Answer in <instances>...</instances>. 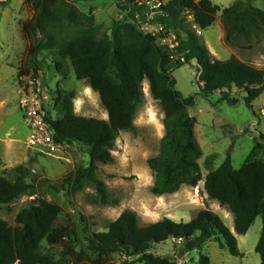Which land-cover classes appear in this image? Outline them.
Listing matches in <instances>:
<instances>
[{"label": "trees", "instance_id": "trees-1", "mask_svg": "<svg viewBox=\"0 0 264 264\" xmlns=\"http://www.w3.org/2000/svg\"><path fill=\"white\" fill-rule=\"evenodd\" d=\"M91 1L96 0H24L25 5L35 10L32 29L39 34L48 27L52 31L44 34L45 41L36 43L32 50L38 53L55 48L61 60L69 61L75 79L84 80L98 94L107 113V120L77 116L73 107L75 95L53 92V104L46 110L45 120L55 141L80 144L86 147L89 157V164L77 168L68 184L75 192L83 182H90L100 202L108 204L106 186L95 176L97 164L113 163L118 134L134 129L137 110L144 102L142 84L147 81L149 93L163 113L165 130L158 155L147 160L148 168L154 173L150 192L162 197L176 193L182 186L196 188L202 180L199 166L202 151L194 131L196 120L190 114L196 95L183 97L175 89L172 70L195 61L198 96L208 99L221 93L219 101L234 107L239 100L230 93L235 89L244 94L242 100L252 111V104L264 94V69L233 57L215 59L197 34L185 29L182 15L187 13L196 28L206 30L220 12L228 41L234 35L264 33V11L252 7L249 1L221 9L210 0H169L160 7L159 21L177 35L176 59L168 48L139 30V16L144 12L141 7L130 6L132 0H116V7L126 15L123 21L112 24L110 37L100 36L101 26H90L79 30L70 40L57 42L63 23L70 26L75 21L76 3ZM179 32L183 38L178 36ZM61 69L62 65L56 64V70ZM22 76L19 70L18 78ZM52 107L60 115L55 120L50 114ZM213 159L208 157L206 164L211 166ZM28 176V170L21 165L12 170V178L0 175V206L35 194L34 185L26 182ZM204 190L209 199L232 215L234 234L209 210H199L186 223L163 219L148 225H140L136 213L125 210L108 225L106 232L88 238V249L101 258L119 255L118 264H175L152 253L153 246L169 239L180 240L182 251L188 253L213 240L232 257H241L235 235H245L260 217L262 228L254 251L260 264H264V134L257 136L239 169H233L227 156L219 167L208 170ZM59 213L57 205L38 199L16 215L15 228L0 219V264H55L42 255L41 245L46 242L54 246L64 239V231L55 226ZM200 264H208V259L201 256Z\"/></svg>", "mask_w": 264, "mask_h": 264}, {"label": "rangeland", "instance_id": "rangeland-1", "mask_svg": "<svg viewBox=\"0 0 264 264\" xmlns=\"http://www.w3.org/2000/svg\"><path fill=\"white\" fill-rule=\"evenodd\" d=\"M133 8L141 7L144 13L139 21H148L151 25L161 23L162 13L150 9V4L169 0H132ZM199 1V0H198ZM221 9L236 2L250 4L264 11V0H210ZM122 2V1H121ZM65 10V8H62ZM76 18L72 25L63 23V31L57 42L72 39L79 30L90 26H101L100 36L110 37V28L114 22L124 20L126 13L116 7V0H96L76 3ZM35 10L24 4V0H0V175L12 178V170L24 166L29 176L27 183L34 185L35 194L22 196L8 205L0 206V219L15 228L16 215L28 208L38 199L46 200L59 207L60 213L55 226L65 233L64 239L57 245H41V253L55 264H118L119 255L101 258L88 249V238L96 233L107 231L123 211L131 210L139 218L140 225H148L170 219L174 222H189L199 210H209L218 215L224 225L234 234L233 217L227 209L204 194V179L208 170L219 167L230 156L233 169L241 167L254 141L264 134V94L249 110L242 98L243 93L233 89L232 97L238 98L234 107L219 101L221 93L208 99L198 96V68L195 61L171 72L175 80V89L183 97L196 95L195 106L190 114L195 118V136L202 151L199 160L202 180L196 188L182 186L176 193L155 197L150 189L154 183V173L148 168L147 160L159 153L160 142L165 134L163 113L160 105L149 93L148 82L142 84L144 102L138 108L134 129L120 132L115 140L114 161L111 164H97L95 176L102 181L108 192V204L103 205L90 182H83L80 190L73 191L68 184L72 173L79 167L89 164L86 147L73 143L55 155H47L26 146L29 134L23 114L18 105V91L23 75L40 74L53 91L73 93L74 113L85 118L107 120L99 96L87 83L77 81L68 60H61L55 48L35 53L33 46L45 41L44 34H50L51 28L39 34L32 29ZM186 30L196 33L210 54L217 60L231 57L258 69H264V33L247 37L234 35L226 40V27L221 13L206 30H199L187 13L182 15ZM89 18L92 19L91 25ZM139 26V24H138ZM178 43L177 35L170 31ZM180 38L184 35L178 33ZM176 49L171 51L176 59ZM24 61V64H23ZM23 64V65H22ZM56 64L62 69L56 70ZM51 118H59L58 110L50 108ZM213 156L211 166L206 164ZM261 218L257 217L245 235H235L241 257H232L218 243L210 240L200 250L188 253L182 251V241L169 239L153 246L152 253L168 258L175 264H200L201 256L208 264H260L254 249L261 233Z\"/></svg>", "mask_w": 264, "mask_h": 264}, {"label": "built area", "instance_id": "built-area-1", "mask_svg": "<svg viewBox=\"0 0 264 264\" xmlns=\"http://www.w3.org/2000/svg\"><path fill=\"white\" fill-rule=\"evenodd\" d=\"M162 5V2L154 1L150 9L159 12ZM138 24L139 30L154 38L160 46L170 51L178 46L174 35L161 23L151 25L148 21H138ZM20 80L18 105L29 131L26 146L47 155L60 153L65 144L55 141L53 131L45 120L46 110L53 104V91L40 74L23 75Z\"/></svg>", "mask_w": 264, "mask_h": 264}, {"label": "crops", "instance_id": "crops-1", "mask_svg": "<svg viewBox=\"0 0 264 264\" xmlns=\"http://www.w3.org/2000/svg\"><path fill=\"white\" fill-rule=\"evenodd\" d=\"M195 1H198V0H195ZM23 64H24V61H23ZM23 64H22V65H23ZM201 191H203L204 194L207 195V194L205 193V190H202V189H201ZM215 202H216V201H215Z\"/></svg>", "mask_w": 264, "mask_h": 264}]
</instances>
